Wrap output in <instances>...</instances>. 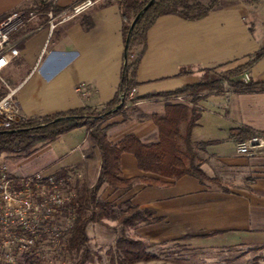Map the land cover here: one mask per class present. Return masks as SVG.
Wrapping results in <instances>:
<instances>
[{
  "label": "crops",
  "instance_id": "1",
  "mask_svg": "<svg viewBox=\"0 0 264 264\" xmlns=\"http://www.w3.org/2000/svg\"><path fill=\"white\" fill-rule=\"evenodd\" d=\"M75 1L58 0L57 11ZM94 1L87 11L58 23L51 33L45 21L16 38L19 54L7 67L17 87L19 115L42 117L83 106L100 107L116 94L124 51L121 0ZM38 2L42 0H0V19ZM88 20L91 26L85 28L83 22ZM262 46L264 0L257 5L220 0L198 20L159 16L147 30L136 71V99H127L119 112L103 122L107 139L117 143L131 134L144 144L157 142L159 132L152 117H162L168 104L179 103L167 93L206 79L205 69L241 65ZM141 48L136 46L135 53ZM181 68L191 72L180 74ZM244 72L249 80L264 82V57ZM151 94L156 96H147ZM196 107L199 117L190 131L188 157L226 190L190 175L172 180L143 172L134 155L125 152L120 156V176L133 179L132 185L113 192L122 195L123 201L151 210L156 218L137 225L135 239L155 246L180 243L190 250L242 249V256L264 254V155L235 151L246 129L264 133V90L232 92L225 84L223 92L202 94ZM179 128L183 132L185 122ZM178 142L186 151L183 139ZM20 160H5L11 174L79 171L81 176L74 181L89 187L100 168L99 151L84 126ZM142 177L165 183L147 185Z\"/></svg>",
  "mask_w": 264,
  "mask_h": 264
},
{
  "label": "trees",
  "instance_id": "2",
  "mask_svg": "<svg viewBox=\"0 0 264 264\" xmlns=\"http://www.w3.org/2000/svg\"><path fill=\"white\" fill-rule=\"evenodd\" d=\"M149 1L121 0L119 3L123 44L125 46L127 38L128 44L123 51V64L118 90L111 100L100 107L83 106L42 117H24L12 123L10 127L0 130V159L2 156H12L14 158L28 156L39 147L52 142L61 134L80 126H84L93 139L100 154L99 174L92 186L75 193L72 201L74 217L69 237L66 240L67 253L77 254L78 259L74 264H85L91 260L87 247L86 227L88 223L101 220L105 216L104 208L96 200L100 187L105 184L113 190H121L129 189L132 185L133 179L120 176L119 161L122 153L133 154L139 170L143 172L172 180L190 175L197 178L202 184H214L226 190V187L218 180L207 177L200 169L199 164H195L188 157V152L191 151L190 131L199 117L196 103L202 94L223 92L225 90L224 84H227L232 92L264 90V82L243 81L240 78L242 72L250 69L255 62L264 57V46H262L249 55L246 62L228 69L217 78L207 76L204 80L167 93V95L182 93L187 95L191 106L188 107L182 103L168 104L162 117H152L159 132L157 142L144 144L131 134L126 135L117 143L110 142L106 137L107 127L103 125V122L109 116L119 112L127 99L132 101L136 99L133 96L129 97L128 93L132 87L138 84L136 71L143 54L147 30L150 26L159 16L167 14H174L186 20H198L208 15L218 5V0H209L206 3L200 0H153L148 8L141 13L129 33L132 19ZM243 1L250 5H257L262 0ZM33 8H36L39 12V19L36 24L45 22L47 5L38 2ZM36 24L33 22L26 23L13 34V37L17 38L24 32L32 30ZM83 25L85 28H89L91 21H84ZM138 45H141L142 48L138 53H134V48ZM132 53H134L133 58L130 57ZM208 70L210 69H205V72ZM187 72H191V70L181 68L179 71L180 74ZM4 94L5 89L0 87V98ZM121 95H124L123 103L117 110H114L121 101ZM147 96L152 97L156 94ZM182 122H185L183 132L179 128ZM254 133L256 132L246 129L243 137ZM179 138H182L186 144V151L181 149L178 142ZM141 181L147 185L165 183L157 178L146 177H142ZM154 220L156 218L151 210L140 208L128 200L124 201V207L117 217V222L123 228L149 224ZM144 247L143 240L130 238L121 232L108 251L109 264H126L142 259L145 256Z\"/></svg>",
  "mask_w": 264,
  "mask_h": 264
},
{
  "label": "built area",
  "instance_id": "3",
  "mask_svg": "<svg viewBox=\"0 0 264 264\" xmlns=\"http://www.w3.org/2000/svg\"><path fill=\"white\" fill-rule=\"evenodd\" d=\"M58 0H42L47 5L45 12L48 31L51 33L58 23L82 14L93 6L94 0H77L67 8L57 11ZM39 12L14 10L0 19V87L5 94L0 98V130L24 117L14 105L17 87L11 86L2 72L19 54L17 40L13 34L26 23H37ZM39 28V25L33 29ZM134 57V53L130 55ZM241 80L248 81L247 72ZM83 84L76 86L81 91ZM135 87L129 90L132 97ZM176 102L189 105L185 94H174ZM238 154L264 155V133L242 137L235 143ZM81 176L79 171L49 173L37 171L28 175H13L5 164H0V264H60V250L66 254V240L74 217L72 207L75 192L72 182Z\"/></svg>",
  "mask_w": 264,
  "mask_h": 264
},
{
  "label": "rangeland",
  "instance_id": "4",
  "mask_svg": "<svg viewBox=\"0 0 264 264\" xmlns=\"http://www.w3.org/2000/svg\"><path fill=\"white\" fill-rule=\"evenodd\" d=\"M200 1L206 3L209 0ZM219 2L220 0H218V3ZM8 69L7 67L2 72V75L11 86H14V83H11ZM228 69L227 67L211 68L205 73L206 76L217 78ZM14 105H17L15 97ZM25 157L27 156L20 157V161L24 162ZM7 158L14 157L2 156L0 164H5L4 162ZM70 186L75 193L89 188L85 183L80 184L75 181H73ZM113 191L115 190L111 191V188L103 184L96 195L97 202L104 208L105 216L101 220L87 224V247L90 252L91 260L85 264H109L108 251L113 246L115 238L123 232L124 235L135 239L134 236L138 233L134 231L135 227L123 228L117 222V217L124 207V201L122 195L114 193ZM141 240L145 243L144 258L126 264H264V254L261 252L258 256L255 255L254 252L242 256L239 254L242 249L190 250L184 247V244L180 243L155 246L145 242L143 238ZM60 252L62 256L60 264H74L78 259L76 253L69 254L66 252L65 254L63 249H61Z\"/></svg>",
  "mask_w": 264,
  "mask_h": 264
},
{
  "label": "water",
  "instance_id": "5",
  "mask_svg": "<svg viewBox=\"0 0 264 264\" xmlns=\"http://www.w3.org/2000/svg\"><path fill=\"white\" fill-rule=\"evenodd\" d=\"M152 1H153V0H150V1H149V2L143 7V9H142L141 11H139V12L135 15V17L132 19L131 24H130V27H129V33H130L131 30L133 29L134 24H135V22L138 20V18H139V16L141 15V13H142L143 11H145V10L148 8V6L152 3ZM127 44H128V38L126 39V44H125L124 48L127 46ZM123 96H124V95H121V96H120L121 101H120V103L114 108V110H117V109L121 106V104L123 103Z\"/></svg>",
  "mask_w": 264,
  "mask_h": 264
}]
</instances>
